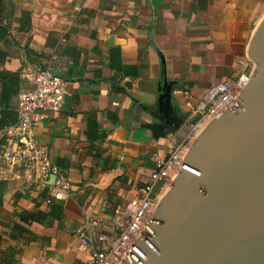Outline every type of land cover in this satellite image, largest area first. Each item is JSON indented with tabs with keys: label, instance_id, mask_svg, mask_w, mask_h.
I'll return each instance as SVG.
<instances>
[{
	"label": "crops",
	"instance_id": "crops-1",
	"mask_svg": "<svg viewBox=\"0 0 264 264\" xmlns=\"http://www.w3.org/2000/svg\"><path fill=\"white\" fill-rule=\"evenodd\" d=\"M263 16L264 0H0V124L15 120L17 97L38 69L61 76L63 106L34 137L70 185L67 200L38 206L18 171L8 170L0 181V264H88L101 228L92 222L109 225L114 211L140 197L142 178L201 119L199 98L248 71ZM164 83L185 127L155 138L144 128L153 121L146 109L157 110Z\"/></svg>",
	"mask_w": 264,
	"mask_h": 264
},
{
	"label": "water",
	"instance_id": "water-1",
	"mask_svg": "<svg viewBox=\"0 0 264 264\" xmlns=\"http://www.w3.org/2000/svg\"><path fill=\"white\" fill-rule=\"evenodd\" d=\"M247 58L256 71L246 89L184 154L121 264H264V16ZM159 92L157 110L146 109L153 121L144 125L155 138L179 132L185 119L174 108L172 85Z\"/></svg>",
	"mask_w": 264,
	"mask_h": 264
},
{
	"label": "built area",
	"instance_id": "built-area-1",
	"mask_svg": "<svg viewBox=\"0 0 264 264\" xmlns=\"http://www.w3.org/2000/svg\"><path fill=\"white\" fill-rule=\"evenodd\" d=\"M250 79V73L242 72L235 80L210 87L199 98L194 109L201 115L194 128L208 122L213 123L224 114L246 89ZM32 83L31 89L17 97L15 122L0 131V181L8 177V170L18 171L23 180L22 192L35 194V204L41 206L54 201L63 202L70 197L66 175L52 162L48 147L38 143L34 137L35 126L48 113L61 110L66 87L65 80L48 68L38 69ZM183 96L190 100L189 93L184 92ZM192 136L193 134L179 142L158 169L142 178L140 197L128 199L114 211L109 225H105L100 219L92 222L90 226L99 225L101 228L95 235V246L88 264L123 262L156 215L160 202L155 197V191L159 185L164 188L176 178ZM40 195L44 197L40 198ZM76 234L81 246H88V234L83 230H78Z\"/></svg>",
	"mask_w": 264,
	"mask_h": 264
},
{
	"label": "rangeland",
	"instance_id": "rangeland-1",
	"mask_svg": "<svg viewBox=\"0 0 264 264\" xmlns=\"http://www.w3.org/2000/svg\"><path fill=\"white\" fill-rule=\"evenodd\" d=\"M255 71H256V63H255V61L249 60V68H248V71L247 72L250 73L251 74V77H252V75L254 74ZM210 124L211 123L208 122V123L201 124V126L199 125L196 128H194L193 136H192L191 142L189 143L188 150L195 144V142L197 141V139L199 138V136L208 128V126ZM173 182L165 185L164 188L161 185H159L157 187V189L155 191V197H156V199L159 202H161L163 200L164 196L166 195L167 191L169 190V188L171 187V185H172Z\"/></svg>",
	"mask_w": 264,
	"mask_h": 264
},
{
	"label": "trees",
	"instance_id": "trees-1",
	"mask_svg": "<svg viewBox=\"0 0 264 264\" xmlns=\"http://www.w3.org/2000/svg\"><path fill=\"white\" fill-rule=\"evenodd\" d=\"M15 120H16V118H15ZM15 120L14 121H12V122H10V123H8V124H0V131L2 130V129H4L5 127H8V126H10V125H12L14 122H15ZM42 197H44V195L42 196ZM51 204V203H50Z\"/></svg>",
	"mask_w": 264,
	"mask_h": 264
},
{
	"label": "bare ground",
	"instance_id": "bare-ground-1",
	"mask_svg": "<svg viewBox=\"0 0 264 264\" xmlns=\"http://www.w3.org/2000/svg\"><path fill=\"white\" fill-rule=\"evenodd\" d=\"M200 126H201V125H200ZM204 127H205V126H204ZM201 129H202V128H201ZM203 131H204V130H203ZM200 132H201V131H200ZM173 181H174V180H172L171 182H173ZM171 182H170V183H171Z\"/></svg>",
	"mask_w": 264,
	"mask_h": 264
}]
</instances>
